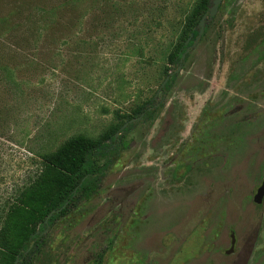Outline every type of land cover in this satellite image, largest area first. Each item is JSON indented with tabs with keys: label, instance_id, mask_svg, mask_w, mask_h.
Listing matches in <instances>:
<instances>
[{
	"label": "rangeland",
	"instance_id": "obj_1",
	"mask_svg": "<svg viewBox=\"0 0 264 264\" xmlns=\"http://www.w3.org/2000/svg\"><path fill=\"white\" fill-rule=\"evenodd\" d=\"M204 32L165 94L160 66L133 58L113 74L116 50H104L96 70L79 66L75 52L72 71L58 58L36 60L42 76L24 78L45 81L28 83L20 108L0 120V200L38 169L36 154L74 135L97 139L143 102L154 109L121 131L125 148L109 155L99 192L46 229L32 264H264V198L255 200L264 179V0H223ZM49 64L54 71L42 72Z\"/></svg>",
	"mask_w": 264,
	"mask_h": 264
},
{
	"label": "trees",
	"instance_id": "obj_2",
	"mask_svg": "<svg viewBox=\"0 0 264 264\" xmlns=\"http://www.w3.org/2000/svg\"><path fill=\"white\" fill-rule=\"evenodd\" d=\"M184 1L0 0V120L6 121L20 108L24 91L32 84L24 78L27 73L42 76L37 59L58 58L72 71L67 62L74 52L79 66L93 62L90 68L96 70L103 51L109 49L112 54L116 50L115 75L133 58L143 65L160 66L161 83L169 77L161 89L167 93L175 80L172 70L182 64L181 56L193 45L199 21L208 15L212 2L195 0L184 9ZM187 59L188 54L184 62ZM49 71L54 66L43 65L42 72ZM85 76L79 86L87 83ZM116 78L123 82V75ZM43 81L39 78L32 85ZM150 106L145 102L136 105L134 115L126 119L142 114V119L150 117ZM125 123L97 139L74 135L54 151L36 154L38 169L23 184L11 186L0 200V264H32L42 252L46 229L99 192L111 164L109 155L125 148L121 136L116 138ZM129 129L128 125L122 133ZM54 211L59 212L45 224Z\"/></svg>",
	"mask_w": 264,
	"mask_h": 264
},
{
	"label": "water",
	"instance_id": "obj_3",
	"mask_svg": "<svg viewBox=\"0 0 264 264\" xmlns=\"http://www.w3.org/2000/svg\"><path fill=\"white\" fill-rule=\"evenodd\" d=\"M222 1H223V0H212V2H211V7L209 8L208 15H206V14L203 15L202 18H201L200 21H199V24H198V28H199V30H198V34H197V37L194 39V41H193V45H192L191 47H194V46L197 44L198 40L201 38V36L204 34L205 20H206L207 18H208V19H212V18L216 15V13H217V11H218V8H219V7L221 6V4H222ZM188 42H189V40H187V41L185 42V46H187ZM191 47H189V48H191ZM189 48H187L186 51L184 52V54L181 56V63L184 62L185 56H186V54L188 53V49H189ZM180 65H181V64H180ZM180 65L177 67V69H176L172 74L175 75V74H177V73L179 72V70H180ZM172 74H171V75H172ZM168 79H169V77L165 78V80L162 82V84H161V86H160V90H159V91H161V89L164 88V86H165L166 83L168 82ZM151 109H152V108L148 109V111H150ZM142 117H143V114L140 115L139 117H137V118H135V119H133V120H130V121H128L127 123L123 124V126L120 128V131H123V130H124L128 125H130L131 123L139 121ZM117 135L119 136V133H117L116 136H117ZM263 198H264V179L262 180L261 185L259 186V188L256 190L255 200H256L257 202H261V200H262ZM65 206H66V204L63 206V208H64ZM58 212H59V211L51 212V213L45 218L44 223L47 224L49 218H50L52 215L57 214ZM234 243H235V239H234L233 234H231V248H230V250H228V251L226 252V254H231V253L233 252V246H234ZM17 263H18V261H15V262H14V264H17Z\"/></svg>",
	"mask_w": 264,
	"mask_h": 264
},
{
	"label": "flooded vegetation",
	"instance_id": "obj_4",
	"mask_svg": "<svg viewBox=\"0 0 264 264\" xmlns=\"http://www.w3.org/2000/svg\"><path fill=\"white\" fill-rule=\"evenodd\" d=\"M150 108L154 109V107H150ZM150 108H148V109H150ZM148 109H147V112H151V111H152V109H151L150 111H148ZM230 248H231V247H230ZM229 250H230V249H229ZM227 251H228V250H227ZM227 251H226V252H227ZM226 252H225V253H226Z\"/></svg>",
	"mask_w": 264,
	"mask_h": 264
}]
</instances>
